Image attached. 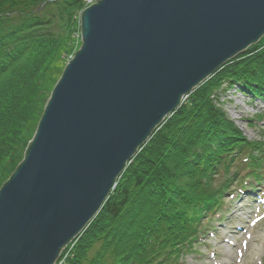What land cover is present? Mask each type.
Listing matches in <instances>:
<instances>
[{
	"label": "water",
	"instance_id": "obj_1",
	"mask_svg": "<svg viewBox=\"0 0 264 264\" xmlns=\"http://www.w3.org/2000/svg\"><path fill=\"white\" fill-rule=\"evenodd\" d=\"M0 188V264H55L183 97L264 36V0H96Z\"/></svg>",
	"mask_w": 264,
	"mask_h": 264
},
{
	"label": "trees",
	"instance_id": "obj_2",
	"mask_svg": "<svg viewBox=\"0 0 264 264\" xmlns=\"http://www.w3.org/2000/svg\"><path fill=\"white\" fill-rule=\"evenodd\" d=\"M86 7V0H0V188L25 158L37 128L30 124L51 96L48 70L66 42L78 43ZM228 88L264 100V36L155 129L71 241L65 264H183L222 214L228 191L264 193V141L227 115L220 96Z\"/></svg>",
	"mask_w": 264,
	"mask_h": 264
},
{
	"label": "rangeland",
	"instance_id": "obj_3",
	"mask_svg": "<svg viewBox=\"0 0 264 264\" xmlns=\"http://www.w3.org/2000/svg\"><path fill=\"white\" fill-rule=\"evenodd\" d=\"M81 44L80 38L78 43L66 42L56 53L45 83L48 94L60 79L69 60L68 57L73 55ZM187 97L185 96L184 100ZM220 103L245 135L250 139L264 141L263 99L247 95L238 88H228L221 94ZM36 125L38 126L37 123L30 124L33 129ZM235 186L233 184L232 187ZM259 191L238 190L236 193L228 191L224 198L222 214L209 222L206 232L194 250L187 252L181 258L182 263L264 264V197L262 195L264 193L261 188ZM205 221L208 222L206 219ZM69 249L68 245L57 264L66 263L65 258Z\"/></svg>",
	"mask_w": 264,
	"mask_h": 264
},
{
	"label": "built area",
	"instance_id": "obj_4",
	"mask_svg": "<svg viewBox=\"0 0 264 264\" xmlns=\"http://www.w3.org/2000/svg\"><path fill=\"white\" fill-rule=\"evenodd\" d=\"M87 1H88V3H89V2H92L93 0H87Z\"/></svg>",
	"mask_w": 264,
	"mask_h": 264
},
{
	"label": "bare ground",
	"instance_id": "obj_5",
	"mask_svg": "<svg viewBox=\"0 0 264 264\" xmlns=\"http://www.w3.org/2000/svg\"><path fill=\"white\" fill-rule=\"evenodd\" d=\"M186 96V95H185ZM185 96L183 97V100H182V102L184 101V98H185Z\"/></svg>",
	"mask_w": 264,
	"mask_h": 264
},
{
	"label": "snow or ice",
	"instance_id": "obj_6",
	"mask_svg": "<svg viewBox=\"0 0 264 264\" xmlns=\"http://www.w3.org/2000/svg\"><path fill=\"white\" fill-rule=\"evenodd\" d=\"M243 253H240V255H242Z\"/></svg>",
	"mask_w": 264,
	"mask_h": 264
}]
</instances>
